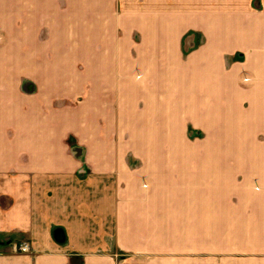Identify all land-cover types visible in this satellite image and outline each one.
Returning a JSON list of instances; mask_svg holds the SVG:
<instances>
[{"label": "crops", "instance_id": "0c3cea01", "mask_svg": "<svg viewBox=\"0 0 264 264\" xmlns=\"http://www.w3.org/2000/svg\"><path fill=\"white\" fill-rule=\"evenodd\" d=\"M0 264H264V0H0Z\"/></svg>", "mask_w": 264, "mask_h": 264}, {"label": "built area", "instance_id": "2783aa9c", "mask_svg": "<svg viewBox=\"0 0 264 264\" xmlns=\"http://www.w3.org/2000/svg\"><path fill=\"white\" fill-rule=\"evenodd\" d=\"M18 249L22 252H27L30 250V246L28 243H22V244L18 245Z\"/></svg>", "mask_w": 264, "mask_h": 264}, {"label": "water", "instance_id": "95a60500", "mask_svg": "<svg viewBox=\"0 0 264 264\" xmlns=\"http://www.w3.org/2000/svg\"><path fill=\"white\" fill-rule=\"evenodd\" d=\"M9 242H11V241H9Z\"/></svg>", "mask_w": 264, "mask_h": 264}]
</instances>
